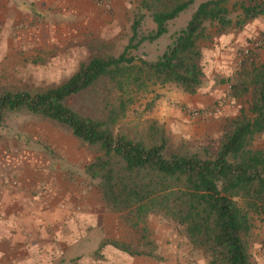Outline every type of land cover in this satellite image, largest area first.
<instances>
[{
	"label": "trees",
	"instance_id": "1",
	"mask_svg": "<svg viewBox=\"0 0 264 264\" xmlns=\"http://www.w3.org/2000/svg\"><path fill=\"white\" fill-rule=\"evenodd\" d=\"M195 1L141 0L156 29L141 35L144 15L139 14L133 37L119 55H93L56 86L0 87V129L9 115L26 113L67 127L93 149L96 156L85 172L99 180L105 207L129 233L128 241L109 242L131 255L156 258L149 218L161 215L207 255L208 264H258L252 239L257 221L264 222V149L254 142L264 134V60L257 48L248 50L235 74L223 80L230 86V99H250L238 116L226 120L216 146H174L158 119L148 120L140 132L122 122L137 94L152 86L175 84L192 95L199 91L205 78L201 44L210 26L225 32L264 16V0H241L232 9L231 0H206L157 60L132 53L142 42L166 33L169 21ZM254 41L264 45V33ZM104 82L109 92L100 114L82 113L68 104L71 97ZM261 250L264 256V239Z\"/></svg>",
	"mask_w": 264,
	"mask_h": 264
},
{
	"label": "rangeland",
	"instance_id": "2",
	"mask_svg": "<svg viewBox=\"0 0 264 264\" xmlns=\"http://www.w3.org/2000/svg\"><path fill=\"white\" fill-rule=\"evenodd\" d=\"M203 1L206 0H196L177 18L169 21L166 33L154 41L142 42L138 49L132 50V53L148 60H157L171 42L173 35L185 27L193 11ZM239 2L241 0H231L229 7L232 9ZM158 4L160 5V3ZM97 7L100 9V15L103 16V25L97 28L95 32L83 34L82 37L77 36L75 39L78 41L64 52L60 51V48L50 52H15L14 43L9 42L6 45L7 51L0 52V87L36 89L56 86L69 78L83 62L88 61L93 55H119L133 37L132 25L139 14L144 15L140 27L141 35H148L156 29L151 11L142 7L141 0L136 1L135 5L125 15L118 18L113 14V7L110 10L103 9L98 5ZM232 16L235 18L237 12H234ZM0 18H2V11ZM247 26L253 33L246 39V43L244 42L247 45L243 43L231 51L236 52L232 67L233 73L238 70L241 60L251 48L256 47L260 52L261 59L264 60V45L253 44V41L258 40L264 33V16L250 21L243 28H237L235 31H243ZM214 28L216 27L210 26V35L201 44L202 52H215L212 51L214 42L212 43L210 40ZM258 29L262 30L256 35L255 32ZM219 51L224 52V50ZM203 67L207 71L212 70L209 60ZM224 79L227 77L218 80L222 85L229 86L228 83L223 82ZM176 91H181V89L175 84H167L152 86L148 92L138 93L136 102L131 105L127 117L122 121L123 124L129 128H134L137 132L142 131L148 120L158 119L154 116V109L159 96ZM108 92L109 86L106 82L98 83L71 97L68 104L82 113L98 115L104 107V99ZM228 92L229 88L227 94L213 106L193 107L212 109V114L213 111H219L217 115L210 117H207L209 115L193 116L186 111V125H181L179 128L170 124L167 125L166 122L158 119L166 125L173 145L178 146L186 142L195 146L201 143H213L216 146L223 134L226 120L238 116L242 108L248 107V100L250 99L248 97L244 100H232L228 96ZM254 147L264 149V134L256 138ZM95 156V151L74 137L67 127L42 117L20 112L13 113L7 117L0 129V166L1 164H8V168L11 169L21 168V166L37 169L49 166L53 162V169H57L56 171L64 170L63 174L69 175L74 180L71 184L76 188L79 186V178L81 179L82 186L86 188V198L89 202L98 209L103 206L104 213L110 215L107 222L109 229L107 228V230L111 231L110 228L113 226L115 234L120 226L118 238L128 241L129 233L120 223L119 216L109 211L102 201L98 187L99 180L92 179L85 172V166ZM149 226L156 246L154 251L156 258L134 256L130 264H208L207 255L199 249H194L193 245L179 233L178 227L167 218L161 215H152L149 218ZM262 239H264V222L257 221L252 239V252L253 260L258 264L264 261L261 250ZM91 257L96 258L98 255L94 254Z\"/></svg>",
	"mask_w": 264,
	"mask_h": 264
},
{
	"label": "crops",
	"instance_id": "3",
	"mask_svg": "<svg viewBox=\"0 0 264 264\" xmlns=\"http://www.w3.org/2000/svg\"><path fill=\"white\" fill-rule=\"evenodd\" d=\"M136 1L114 0V16L125 15ZM1 11L0 52L7 51L9 42L14 43L15 52L57 48L64 52L78 41L77 36L103 25L95 0H0ZM235 30L218 32L214 28L210 40L215 52H202L203 66L209 60L212 70L204 68L199 91L193 95L182 90L162 94L155 103V117L179 128L187 121L183 107L213 106L227 94L229 86L218 79L235 74L236 52L231 51L253 34L248 26ZM260 30L253 32L257 35ZM213 112L207 117L219 111ZM7 165L0 166V264L131 263L133 255L109 242L119 239L120 226L115 234L113 226L107 230L110 215L104 213L103 206L98 209L89 202L80 178L76 188L64 170L53 169V162L37 169ZM94 254L98 257H91Z\"/></svg>",
	"mask_w": 264,
	"mask_h": 264
},
{
	"label": "built area",
	"instance_id": "4",
	"mask_svg": "<svg viewBox=\"0 0 264 264\" xmlns=\"http://www.w3.org/2000/svg\"><path fill=\"white\" fill-rule=\"evenodd\" d=\"M97 5L103 9L106 10H110L113 7V2L114 0H96ZM258 44H260V42H258ZM183 109L185 111H187L188 113H190L193 116H197V115H209L212 113V109L209 108H193V107H183Z\"/></svg>",
	"mask_w": 264,
	"mask_h": 264
}]
</instances>
